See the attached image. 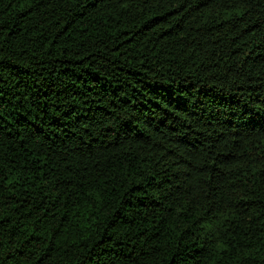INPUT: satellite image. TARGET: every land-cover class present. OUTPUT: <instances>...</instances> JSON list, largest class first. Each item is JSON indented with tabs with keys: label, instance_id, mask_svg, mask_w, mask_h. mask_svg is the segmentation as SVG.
<instances>
[{
	"label": "trees",
	"instance_id": "trees-1",
	"mask_svg": "<svg viewBox=\"0 0 264 264\" xmlns=\"http://www.w3.org/2000/svg\"><path fill=\"white\" fill-rule=\"evenodd\" d=\"M0 264H264V0H0Z\"/></svg>",
	"mask_w": 264,
	"mask_h": 264
}]
</instances>
